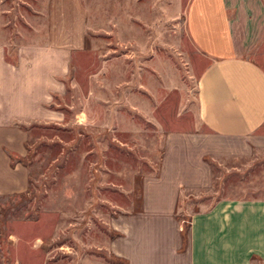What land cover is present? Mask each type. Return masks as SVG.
<instances>
[{"label": "rangeland", "instance_id": "obj_1", "mask_svg": "<svg viewBox=\"0 0 264 264\" xmlns=\"http://www.w3.org/2000/svg\"><path fill=\"white\" fill-rule=\"evenodd\" d=\"M189 1L79 0L86 42L54 98L58 118L29 125L28 188L0 196V264L167 263L172 223L150 214L167 209L171 183L185 178L169 140L199 127L197 84L209 61L189 36ZM257 59L264 69V50ZM212 145L202 153L198 144L208 185L182 187L172 214L184 245L193 211L264 197L257 137Z\"/></svg>", "mask_w": 264, "mask_h": 264}, {"label": "crops", "instance_id": "obj_2", "mask_svg": "<svg viewBox=\"0 0 264 264\" xmlns=\"http://www.w3.org/2000/svg\"><path fill=\"white\" fill-rule=\"evenodd\" d=\"M83 8L79 0H0V196L28 188V127L58 118L54 98L65 88L73 50L84 44L88 29ZM186 23L192 42L209 59L196 93L198 126L204 129L181 133L176 145L170 138L172 147L195 151L197 160L174 149L187 164L179 166L185 178L171 183L167 209L150 215L172 223L166 264H261L264 197H224L193 211L185 245L172 214L182 187L209 183L198 144L206 147L202 153L214 152L212 141L257 137L264 147V69L257 59L264 50V0H190ZM143 210L146 216V199Z\"/></svg>", "mask_w": 264, "mask_h": 264}]
</instances>
